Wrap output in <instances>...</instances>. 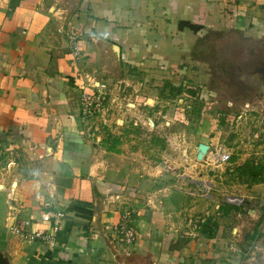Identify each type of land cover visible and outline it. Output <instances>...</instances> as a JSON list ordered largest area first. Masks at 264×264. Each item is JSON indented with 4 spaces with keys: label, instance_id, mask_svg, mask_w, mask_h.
Returning a JSON list of instances; mask_svg holds the SVG:
<instances>
[{
    "label": "crops",
    "instance_id": "obj_1",
    "mask_svg": "<svg viewBox=\"0 0 264 264\" xmlns=\"http://www.w3.org/2000/svg\"><path fill=\"white\" fill-rule=\"evenodd\" d=\"M181 21L199 28L180 27ZM69 31L79 34L78 57ZM214 35L244 42L230 47L240 62L233 73L227 64L228 86L235 93L228 100H242L245 109L258 101L263 118L254 126L244 118L243 127L251 135L249 145L259 148L253 153L264 159V143H258L264 140V0H0V258L5 264H264V212L256 209L264 204V182L240 189L246 205L250 200L247 213L255 221L247 236L259 241L256 247L246 236L231 242L237 227L228 232L225 221L239 210L237 204L214 205L227 218L214 223L210 234L192 228L176 203L188 189L168 181L180 178L179 171L154 165V155L145 152L154 148L150 142L145 149L139 139L131 141L132 149L121 142L116 150L91 142L78 108L80 88L91 91L94 82L129 85L135 118L151 116L149 130L168 127L155 123L157 106L164 103L165 121L178 106L180 133L191 129L189 120L197 124L184 139L195 159L200 142L209 150L224 147V128L214 116L221 92L212 87L210 60L201 58ZM163 155L162 163L178 162ZM195 174L180 181H196L200 189L204 179ZM121 202L134 211L137 238L128 256L110 229L119 220ZM48 209L65 213L50 242L10 230L17 219H28L30 230L50 232L51 224L40 220Z\"/></svg>",
    "mask_w": 264,
    "mask_h": 264
},
{
    "label": "rangeland",
    "instance_id": "obj_2",
    "mask_svg": "<svg viewBox=\"0 0 264 264\" xmlns=\"http://www.w3.org/2000/svg\"><path fill=\"white\" fill-rule=\"evenodd\" d=\"M220 38L222 39L219 40ZM209 39L212 41L209 43L207 40L208 43L213 45H211L210 48L207 47L209 48L208 51L201 54V58L206 62L207 60H212V63L209 61L208 73L214 81L212 87L221 92V98L218 101L220 106L214 104L215 106L217 105L214 108L216 111V113L214 111V116L216 121L220 123V126L224 128V132L221 134L224 140L223 144L225 150L231 154L227 162L221 163L219 166H213L209 165L208 163H210V161L205 158L201 161L194 158L192 153L193 149L189 150L190 145L189 147L185 145L184 139L186 137L188 138L187 134L191 133V130H195L197 124L189 120L191 129L187 130L186 133H180L181 131L178 129L180 122L183 121V115H181L183 114V110H180L178 106L176 108L177 110L173 112L170 120L168 119L167 121L164 119V103H161V106H157L154 112L156 114L155 118H157L155 123L168 127H166V129L159 128L157 131L149 130L152 120L149 123L148 119H152L151 116L148 119L147 117L135 118V113H137L135 105L137 102L134 100L135 95L132 96L131 94L129 85L118 84L111 88L107 86L106 90H101L103 94L99 99H93L91 101L84 100L82 104L80 101L82 93L92 95L97 89L93 87L91 91H84V89L80 88L77 93L78 108L84 121L85 134L91 142H95L98 145L104 144L110 146V148L114 150L122 143L127 144V148L132 149V140L139 139L142 148L150 142L154 148L150 149V151L144 149L146 153L154 155V160L156 161L154 165L158 168L160 165H163L162 169L168 172H172V169L179 171L181 174L180 178L170 179L168 181L188 189L189 191L186 192L187 197L180 195V198H178L177 196L178 199L176 202L178 206L181 205L182 207L180 216L182 220H184L183 218L185 216L187 225H190L192 228H199L202 223L207 221V227L209 228L208 232L210 233L213 230L214 223H217V221H221L222 223L223 219L227 218L225 216L223 217L224 214L221 213V211L220 214H217L214 205L217 203H224L225 205L237 204L239 210L234 213L236 217L233 216L231 219H228L227 222L225 221V223H228L227 227H229V229L226 230L231 232L232 227H237L234 234L233 232L230 233V235L233 236L231 242H234L235 238H237L236 242L242 241L246 236V239L252 241L250 246L253 248L252 246L256 247L259 241H257V239H251L250 237L252 234L249 237L247 236L249 234L248 230L252 228L255 219H252L247 213V208L251 207L249 206L250 200L246 205L244 202L243 190H246L245 188H250V186L258 182L247 173V168L244 169V165H264V159L260 157V152L258 154L253 153L258 151L259 148L249 145L252 143L249 141L251 135L243 127V120L247 118V121L253 126L258 124L259 118H263L261 115L262 110L259 103H256L258 102L257 100L254 101L256 107L253 108V106H251L252 108L246 109L239 106V104H243L242 100H236L234 104L228 100V98L235 93L231 92L230 90L232 89L228 86L227 64L231 63L230 70L233 73V68H235L233 65L235 64L237 66L240 62V58L235 57L236 53H232L231 51L233 49L230 47L242 45L244 42L241 40L239 41L238 38L234 40L231 36L221 37V35L216 37L214 35ZM238 53L239 52H237V54ZM176 103L178 104V102ZM223 105L227 107L223 108ZM206 108L209 107L206 106ZM169 122H171V124L166 125ZM136 125L140 127L139 133L134 131ZM232 133H234L233 137H231ZM256 134L257 132H255V135ZM258 143L263 144L264 140H259ZM218 146L219 145L213 146V148H217ZM142 148L141 150H143ZM163 151L167 152L170 156L174 155L178 162L175 163L173 160H167V162L162 163V159H166L164 155L162 156ZM209 171H212L211 174H209ZM192 172L196 173V176L199 173L202 174L204 182L201 183L202 186L200 189L196 188V181H180L181 179H185V177L190 178ZM186 173L188 175L184 176ZM262 174L259 177L264 178V172ZM201 181L202 180H200V182ZM172 189H175V187L172 186ZM232 191H235L238 195L235 196L230 194ZM174 195H176L175 192L173 193V196ZM255 195L258 196V193L255 192ZM227 202L229 203L226 204ZM227 207L228 206L225 208ZM256 209L262 214L264 212V204L260 206L256 204ZM225 213L227 212L225 211ZM224 246L221 245L222 248H225ZM230 246L234 247L235 250L239 249L234 244L226 245L227 248ZM251 248L249 247L248 252H251Z\"/></svg>",
    "mask_w": 264,
    "mask_h": 264
},
{
    "label": "built area",
    "instance_id": "obj_3",
    "mask_svg": "<svg viewBox=\"0 0 264 264\" xmlns=\"http://www.w3.org/2000/svg\"><path fill=\"white\" fill-rule=\"evenodd\" d=\"M68 42L75 57H78L81 53L79 47V34L75 31L67 32ZM93 87L97 89L95 93L92 95L88 93H82L80 96L81 104L85 101H91L93 99H99L103 92L101 90H106L107 85L101 82H94ZM1 153V149H0ZM230 152L225 150L223 147L212 148L208 151L207 155L204 157L209 160V165L219 166L221 163L227 162L230 158ZM119 195H114V200L119 199ZM120 207V215L119 220L114 223L110 229L114 236L116 237V241L122 244V252L124 255H130L132 251V246L135 243L137 238L136 231L132 225L134 219V211L129 206H126L123 202L119 204ZM65 217V213L62 210H52L48 209L43 211L40 214V220L43 222H48L51 224L50 232L44 233L42 231L30 230L28 226H30V221L28 219H17L16 223L10 227L12 233L22 236L27 240H34L36 238L51 241L54 239L57 231L62 224V220ZM196 228V227H195ZM232 250L235 251V248L230 246Z\"/></svg>",
    "mask_w": 264,
    "mask_h": 264
},
{
    "label": "trees",
    "instance_id": "obj_4",
    "mask_svg": "<svg viewBox=\"0 0 264 264\" xmlns=\"http://www.w3.org/2000/svg\"><path fill=\"white\" fill-rule=\"evenodd\" d=\"M180 27H188L192 30H196L199 28L198 25L190 23L189 21H181L179 23ZM247 168V173L250 174L257 182H264V178L259 177L264 172V165H244V169ZM263 175V174H262ZM258 177V178H257ZM208 223H202L199 228H201L202 231H205ZM208 232H205V234ZM210 234V233H209ZM0 264H5V261L0 258Z\"/></svg>",
    "mask_w": 264,
    "mask_h": 264
},
{
    "label": "water",
    "instance_id": "obj_5",
    "mask_svg": "<svg viewBox=\"0 0 264 264\" xmlns=\"http://www.w3.org/2000/svg\"><path fill=\"white\" fill-rule=\"evenodd\" d=\"M209 151V145L206 143H199L196 149L195 157L198 161H201L204 159V157L207 155ZM212 171H209V174H211Z\"/></svg>",
    "mask_w": 264,
    "mask_h": 264
}]
</instances>
